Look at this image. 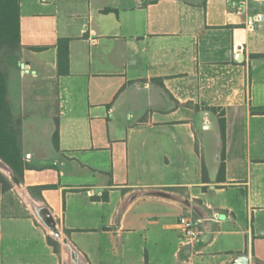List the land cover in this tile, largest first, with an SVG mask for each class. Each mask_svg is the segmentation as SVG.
Returning <instances> with one entry per match:
<instances>
[{
    "label": "crops",
    "instance_id": "0c3cea01",
    "mask_svg": "<svg viewBox=\"0 0 264 264\" xmlns=\"http://www.w3.org/2000/svg\"><path fill=\"white\" fill-rule=\"evenodd\" d=\"M18 3L0 264H264V0ZM184 198L218 213L190 252Z\"/></svg>",
    "mask_w": 264,
    "mask_h": 264
},
{
    "label": "trees",
    "instance_id": "16d2710c",
    "mask_svg": "<svg viewBox=\"0 0 264 264\" xmlns=\"http://www.w3.org/2000/svg\"><path fill=\"white\" fill-rule=\"evenodd\" d=\"M20 50L18 0H0V158L21 179L22 170L26 164H23L20 143V125L23 116L16 102ZM65 60H67V54ZM61 61L62 57L60 54L59 62ZM220 127L223 135L224 121L222 119H220ZM57 139L58 131L56 127L52 135L55 148L58 145ZM202 176L204 181H207L205 167H203ZM218 178L224 179L223 163L219 167ZM0 180L4 181L1 175ZM155 192L157 193L158 191Z\"/></svg>",
    "mask_w": 264,
    "mask_h": 264
},
{
    "label": "built area",
    "instance_id": "2783aa9c",
    "mask_svg": "<svg viewBox=\"0 0 264 264\" xmlns=\"http://www.w3.org/2000/svg\"><path fill=\"white\" fill-rule=\"evenodd\" d=\"M209 219L211 222H218V213L212 212ZM178 226L182 234V246H188L193 251L200 237L206 233L203 219L194 214L182 215L178 219Z\"/></svg>",
    "mask_w": 264,
    "mask_h": 264
},
{
    "label": "water",
    "instance_id": "95a60500",
    "mask_svg": "<svg viewBox=\"0 0 264 264\" xmlns=\"http://www.w3.org/2000/svg\"><path fill=\"white\" fill-rule=\"evenodd\" d=\"M12 179L15 182H18V180L15 177H12ZM182 201L187 207L192 209V211L195 213L196 216L203 219V223L205 226L211 223L209 219L210 214L206 212L205 210H203L201 206L190 202L188 198H184ZM51 229L55 234L58 233V230L56 227L51 226ZM209 232H210V227H206V233L200 237V239L198 240L195 246V249L201 246L204 242H206ZM185 250H187L188 252L191 251L190 247L188 246L185 248ZM231 264H260V263L255 259L249 258L247 255H238L232 260Z\"/></svg>",
    "mask_w": 264,
    "mask_h": 264
},
{
    "label": "bare ground",
    "instance_id": "6f19581e",
    "mask_svg": "<svg viewBox=\"0 0 264 264\" xmlns=\"http://www.w3.org/2000/svg\"><path fill=\"white\" fill-rule=\"evenodd\" d=\"M50 231V230H49ZM71 254V253H70ZM71 257V256H70ZM75 257V256H74ZM73 260V259H72ZM81 260V259H80ZM71 261V260H70ZM81 263H83V262H81Z\"/></svg>",
    "mask_w": 264,
    "mask_h": 264
},
{
    "label": "flooded vegetation",
    "instance_id": "af4514ba",
    "mask_svg": "<svg viewBox=\"0 0 264 264\" xmlns=\"http://www.w3.org/2000/svg\"><path fill=\"white\" fill-rule=\"evenodd\" d=\"M260 264H263V263H260Z\"/></svg>",
    "mask_w": 264,
    "mask_h": 264
}]
</instances>
